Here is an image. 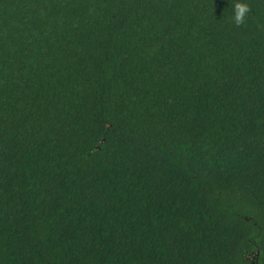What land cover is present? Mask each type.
<instances>
[{
	"label": "trees",
	"instance_id": "16d2710c",
	"mask_svg": "<svg viewBox=\"0 0 264 264\" xmlns=\"http://www.w3.org/2000/svg\"><path fill=\"white\" fill-rule=\"evenodd\" d=\"M0 0V264H264V0Z\"/></svg>",
	"mask_w": 264,
	"mask_h": 264
},
{
	"label": "clouds",
	"instance_id": "9594fccd",
	"mask_svg": "<svg viewBox=\"0 0 264 264\" xmlns=\"http://www.w3.org/2000/svg\"><path fill=\"white\" fill-rule=\"evenodd\" d=\"M232 16L231 21L236 27L242 26L248 14L252 11L250 5L242 0H238L234 5H232Z\"/></svg>",
	"mask_w": 264,
	"mask_h": 264
}]
</instances>
